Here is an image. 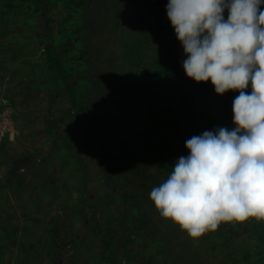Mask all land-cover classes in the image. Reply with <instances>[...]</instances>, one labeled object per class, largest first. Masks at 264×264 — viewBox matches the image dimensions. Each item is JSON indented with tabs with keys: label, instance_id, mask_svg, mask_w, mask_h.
<instances>
[{
	"label": "rangeland",
	"instance_id": "obj_1",
	"mask_svg": "<svg viewBox=\"0 0 264 264\" xmlns=\"http://www.w3.org/2000/svg\"><path fill=\"white\" fill-rule=\"evenodd\" d=\"M168 3L0 0V264H264V220L190 238L150 199L240 92L187 76Z\"/></svg>",
	"mask_w": 264,
	"mask_h": 264
},
{
	"label": "clouds",
	"instance_id": "obj_2",
	"mask_svg": "<svg viewBox=\"0 0 264 264\" xmlns=\"http://www.w3.org/2000/svg\"><path fill=\"white\" fill-rule=\"evenodd\" d=\"M264 0H169L167 15L196 82L211 80L233 100L231 131L221 127L186 141L190 154L149 193L156 209L190 238L221 221L264 220ZM227 9L228 18H224ZM249 81L253 91L248 93Z\"/></svg>",
	"mask_w": 264,
	"mask_h": 264
},
{
	"label": "trees",
	"instance_id": "obj_3",
	"mask_svg": "<svg viewBox=\"0 0 264 264\" xmlns=\"http://www.w3.org/2000/svg\"><path fill=\"white\" fill-rule=\"evenodd\" d=\"M49 36H47L46 40L47 42V48L49 53V59L51 63H56L60 68L63 67L62 63L58 61L57 54L54 53V43L49 40ZM160 63L166 67H177L179 66V58H178V52L175 48H170L166 51V54L160 58ZM160 162L163 166H165L169 171H172V167L169 165V163L163 158H160Z\"/></svg>",
	"mask_w": 264,
	"mask_h": 264
}]
</instances>
